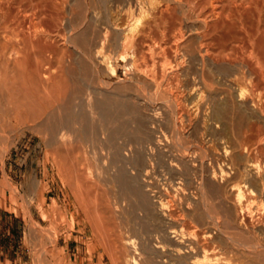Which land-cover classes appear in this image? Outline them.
<instances>
[{"label": "bare ground", "instance_id": "6f19581e", "mask_svg": "<svg viewBox=\"0 0 264 264\" xmlns=\"http://www.w3.org/2000/svg\"><path fill=\"white\" fill-rule=\"evenodd\" d=\"M21 125L97 232L141 237L117 264H264V0H0L1 142Z\"/></svg>", "mask_w": 264, "mask_h": 264}, {"label": "rangeland", "instance_id": "374dc122", "mask_svg": "<svg viewBox=\"0 0 264 264\" xmlns=\"http://www.w3.org/2000/svg\"><path fill=\"white\" fill-rule=\"evenodd\" d=\"M117 63V78L108 81L112 88L118 85L131 93L126 90V86L131 88L128 76ZM22 126L8 129L9 139L0 140V264L122 263L125 257L119 253V245L125 236L136 243L141 237L115 238L109 231L97 232L74 199L54 146H48L46 136ZM225 256L231 258L228 254L222 257ZM145 257L137 256V262L144 264ZM152 258L157 262L166 259L168 264H191Z\"/></svg>", "mask_w": 264, "mask_h": 264}, {"label": "crops", "instance_id": "0c3cea01", "mask_svg": "<svg viewBox=\"0 0 264 264\" xmlns=\"http://www.w3.org/2000/svg\"><path fill=\"white\" fill-rule=\"evenodd\" d=\"M6 262H9V263H11V260H4V263H6Z\"/></svg>", "mask_w": 264, "mask_h": 264}]
</instances>
